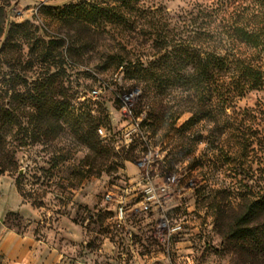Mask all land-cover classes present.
I'll list each match as a JSON object with an SVG mask.
<instances>
[{
  "label": "rangeland",
  "instance_id": "374dc122",
  "mask_svg": "<svg viewBox=\"0 0 264 264\" xmlns=\"http://www.w3.org/2000/svg\"><path fill=\"white\" fill-rule=\"evenodd\" d=\"M81 1L7 2L8 24L30 22L36 37L46 42L54 40L52 36L67 38L69 34L76 40L79 35L86 50L65 60L53 56L43 63L44 73L45 67L54 63H64L67 71L64 94L69 110L62 121L64 130L48 144L42 140L32 149L24 148L20 156L26 192L33 198L43 195L38 207L28 202L38 212V220L19 214L21 220L11 218L7 222L11 212L3 209V192L17 189L16 178L8 174L0 178V229L48 239L73 262L263 264L262 259L249 255L238 238L222 236L241 213V199L247 191L242 186L246 164L234 166L237 162H233L229 151L234 142L228 133L212 139L210 122L183 130L192 114L180 115L176 108L164 123L153 128L142 126L152 114L140 106L144 85L134 87L136 83L126 74L128 63L118 67L109 56L119 54L134 64L141 57L145 63L151 54L150 36L130 27L122 33L101 35L63 25L58 9ZM252 3L142 0L141 4L147 13L158 11L157 19L162 29L170 30L173 46H184L191 54L195 49L211 53L218 47L223 56H228L230 14L236 7ZM259 4L264 16V0ZM214 6H223L218 20L222 40L217 42L221 43H216L212 32L215 20L206 16L207 12H199ZM94 90L100 95L92 99ZM181 96L176 91L157 97L152 94L151 98L179 101ZM261 96L250 93L237 100V106L241 110L252 108ZM89 113L101 119L99 128L106 132L107 136L101 137L97 131L107 151L103 154L90 151L75 127L86 128L84 122L76 125V121ZM136 123L141 126L136 127ZM108 194H113L111 200ZM117 198L125 201L126 218L122 222L116 218ZM175 227L178 230L174 232Z\"/></svg>",
  "mask_w": 264,
  "mask_h": 264
},
{
  "label": "trees",
  "instance_id": "16d2710c",
  "mask_svg": "<svg viewBox=\"0 0 264 264\" xmlns=\"http://www.w3.org/2000/svg\"><path fill=\"white\" fill-rule=\"evenodd\" d=\"M8 1L0 0V178L14 176L21 196L38 207L43 195L33 198L26 192L20 156L24 148L32 149L42 140L48 144L58 138L69 110L64 94V63L47 65L45 73L43 63L53 56L62 60L73 57L79 50L85 51L86 45L79 35L76 40L69 34L67 38L52 36L54 40L46 42L36 37L30 22L8 24ZM260 1L232 10L226 37L230 44L228 56H223L218 47L211 53L195 49L191 54L184 46H173L170 30L162 29L157 19L158 11L147 13L142 0H82L58 11L62 24L74 29L105 35L122 33L130 27L149 34L152 44L147 62L141 57L134 64L119 54L109 56L118 67L128 63L126 74L136 83L134 87L144 85L140 106L152 114L142 126L153 128L164 123L176 108L180 115L192 114L183 130L210 122L212 139L228 133L234 142L229 149L233 162H237L234 166L246 164L242 186L247 191L241 199V213L222 236L238 238L249 255L262 259L264 264V16ZM222 8L199 11L215 20L212 32L216 43L222 40L218 33ZM176 91L182 95L179 101L151 98L152 94L157 97ZM253 92L262 96L254 107L241 110L237 100ZM77 122L86 124V128L75 126L83 144L96 155L107 152L97 135L101 119L89 113L78 116L76 125ZM95 162L94 159L92 163ZM11 218L22 219L10 213L8 223Z\"/></svg>",
  "mask_w": 264,
  "mask_h": 264
},
{
  "label": "crops",
  "instance_id": "0c3cea01",
  "mask_svg": "<svg viewBox=\"0 0 264 264\" xmlns=\"http://www.w3.org/2000/svg\"><path fill=\"white\" fill-rule=\"evenodd\" d=\"M4 211L38 220V212L16 188L3 192ZM0 264H91L86 259L71 261L57 245L32 233L18 234L0 229Z\"/></svg>",
  "mask_w": 264,
  "mask_h": 264
},
{
  "label": "built area",
  "instance_id": "2783aa9c",
  "mask_svg": "<svg viewBox=\"0 0 264 264\" xmlns=\"http://www.w3.org/2000/svg\"><path fill=\"white\" fill-rule=\"evenodd\" d=\"M100 95V92L98 90H94L92 91L91 95H90V98L92 99H95V98H98ZM140 123H136V127H140ZM98 133L101 135V137H106V132L102 129V128H99L98 129ZM113 198V194H108L107 195V199L108 200H111ZM116 202V206H117V209H116V218L117 220H119L120 222L122 221H125V218H126V208H125V201L123 198H117L115 200ZM178 228H173L172 231H177Z\"/></svg>",
  "mask_w": 264,
  "mask_h": 264
},
{
  "label": "water",
  "instance_id": "95a60500",
  "mask_svg": "<svg viewBox=\"0 0 264 264\" xmlns=\"http://www.w3.org/2000/svg\"><path fill=\"white\" fill-rule=\"evenodd\" d=\"M21 174H23V172L21 171Z\"/></svg>",
  "mask_w": 264,
  "mask_h": 264
}]
</instances>
